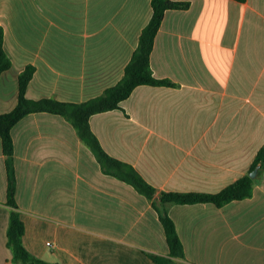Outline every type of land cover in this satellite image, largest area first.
Segmentation results:
<instances>
[{
    "label": "crops",
    "instance_id": "crops-1",
    "mask_svg": "<svg viewBox=\"0 0 264 264\" xmlns=\"http://www.w3.org/2000/svg\"><path fill=\"white\" fill-rule=\"evenodd\" d=\"M167 9L150 66L175 85L139 84L118 108L89 117L103 149L160 191L216 192L249 171L264 143V0H187ZM152 14L151 0H0L12 68L0 75V113L25 94L80 102L116 84ZM22 241L61 264H157L168 253L158 212L132 184L103 171L64 116L24 115L11 128ZM252 194L223 205L168 207L192 264H264V167ZM7 167L0 138V264Z\"/></svg>",
    "mask_w": 264,
    "mask_h": 264
},
{
    "label": "trees",
    "instance_id": "trees-1",
    "mask_svg": "<svg viewBox=\"0 0 264 264\" xmlns=\"http://www.w3.org/2000/svg\"><path fill=\"white\" fill-rule=\"evenodd\" d=\"M189 5L190 2L187 0H151V17L141 30L137 47L125 65L123 76L116 84L105 88L101 94L84 101H64L55 97L29 98L25 91L35 66L28 64L18 73L17 102L12 109L0 113V138L8 176L6 202L11 208L6 230V243L12 251L13 261L21 264H61L37 257L25 247L22 241L24 222L16 202V175L11 128L30 112L48 111L64 116L72 123L80 139L93 152L104 172L129 182L151 201L152 206L158 212L169 248L168 253H148L157 264H192L185 261L183 243L178 235L174 220L168 212L170 204L212 202L220 206L231 200L245 198L252 194L255 179L249 175V172L256 166L258 169L264 167V143L258 148L249 171L216 192L160 191L156 193L155 187L149 184L131 164L108 154L90 128L89 117L92 114L118 108L120 102L128 97L137 85H175L171 79L156 77L153 74L150 66V53L165 11L167 9H184ZM11 68L12 62L4 47L3 27L0 26V75Z\"/></svg>",
    "mask_w": 264,
    "mask_h": 264
},
{
    "label": "water",
    "instance_id": "water-1",
    "mask_svg": "<svg viewBox=\"0 0 264 264\" xmlns=\"http://www.w3.org/2000/svg\"><path fill=\"white\" fill-rule=\"evenodd\" d=\"M257 171H258V166H256L254 169H252V170L249 172V175H250L251 177H254V176L256 175Z\"/></svg>",
    "mask_w": 264,
    "mask_h": 264
}]
</instances>
